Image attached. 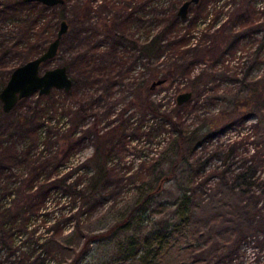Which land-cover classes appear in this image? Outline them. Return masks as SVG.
I'll return each mask as SVG.
<instances>
[{
    "label": "trees",
    "instance_id": "1",
    "mask_svg": "<svg viewBox=\"0 0 264 264\" xmlns=\"http://www.w3.org/2000/svg\"><path fill=\"white\" fill-rule=\"evenodd\" d=\"M187 1L64 0L59 6L47 7L24 0H0V63L12 60L17 64L5 72L0 92L11 72L43 54L62 21H67L69 32L59 53L61 49L70 53L64 56L63 66L73 80V89L58 93L73 100L76 107L64 111L53 93L38 97L29 118H10L0 107V264H44V249L49 243L60 244L68 228L83 234L89 246L129 233L134 224L141 227L144 222L148 226L143 230L150 229V235L160 242L156 248L150 243L142 258L146 264H165L170 249L166 243L191 225L196 176L215 157L226 165L229 157L242 155L241 149L258 134L261 123L249 126L246 120L264 105V80L253 77V70L264 58V0H200L183 20L179 10ZM45 11L50 15L46 17ZM237 56L246 59L241 68H236ZM209 62L222 65L233 79V90L226 94L230 98L222 100L229 108L218 114L210 113L204 103L206 99L219 101L220 92L212 89L210 94L202 88L208 85L207 73L192 74L196 63ZM137 68L142 69L139 76L134 75ZM236 69L241 70L237 96ZM178 78L189 80L186 90L192 99L163 110V105L150 99L156 89L152 84L164 81L165 85ZM100 84L147 91L136 99V105L161 117L170 131L166 148L157 159L144 164L137 180L149 184L143 191V203L165 192L170 198L164 199V213L158 212V218L139 219L141 213L131 210L107 231L85 233L83 224L91 219L95 199L108 185L112 138L121 127L106 132L99 128L98 99L93 90ZM127 112L125 109L123 115ZM58 115L72 120L63 133L58 128L60 119H54ZM90 118L93 123L88 126ZM131 118L127 115L122 123ZM89 143L94 146L93 154L74 166L77 150ZM245 153L251 156L231 183L246 202H253L247 222L255 235L242 232L236 238L231 255L236 261L248 241L264 235V174L257 173L264 164L263 151L247 148ZM218 175L229 183L226 172ZM166 183L172 189L165 188ZM67 204L69 209L64 211ZM143 230L127 238L135 256L142 252V246H135L141 245ZM192 247L187 244L179 251L188 253Z\"/></svg>",
    "mask_w": 264,
    "mask_h": 264
},
{
    "label": "rangeland",
    "instance_id": "2",
    "mask_svg": "<svg viewBox=\"0 0 264 264\" xmlns=\"http://www.w3.org/2000/svg\"><path fill=\"white\" fill-rule=\"evenodd\" d=\"M50 13V11H45L43 14L47 17ZM50 19H53V17H50ZM65 52L61 49L55 59L42 66V72L63 66L64 56L70 54ZM244 62H246L245 58L237 56L236 68H241ZM15 65L17 64L12 60L5 64L0 63V82L7 75L5 72L11 70ZM3 66L5 67L3 68ZM226 66L230 67V65ZM139 71L142 72V69L137 68L134 75L139 76ZM192 71L193 77H197L202 72L207 73L208 77L205 78V82L208 85L202 88L209 89L208 93L211 94L212 89L220 92L218 93L220 100L217 101L215 98L209 101L206 99L205 108L214 114H218L221 109L229 108L222 100L224 97L230 98L226 94L233 90L232 74H228L226 68L224 69L222 65L215 66L212 65V62L207 64L196 63ZM236 73L237 96L241 70L236 69ZM253 77L261 81L264 80V58L263 63L253 70ZM188 83V79L178 78L175 82L158 86L154 90L155 92L150 95V99L156 104L163 105V110L170 111L175 106L178 96L187 92ZM58 91L53 90L52 93L63 110H69L71 107L75 109V102L66 99ZM93 92L98 99L96 113L98 112L101 120L99 128L102 132L111 130L114 127H121L119 134L115 133L112 138V153L109 158L111 173L107 182L108 185L95 199L93 215H91L89 221H85L82 231L85 233L105 232L117 221L125 218L131 210L141 213L138 216L139 219L158 218V212L164 213L161 207L165 202L164 199L170 198V195L165 192L156 196L153 201L143 203V194L149 188V184H144V182H147L145 180H137V177H139L137 173H142V169L146 167L144 164L157 159L166 148L169 127L165 125L161 117L143 111L141 105H136L138 102L136 99L143 98L147 94L146 90L141 91L137 87L130 90L121 86L112 88L109 84H100L94 88ZM38 97V94H34L21 100L9 113V117L15 118L26 115L25 117L29 118L31 108ZM131 102H134V104H131ZM0 107L2 109V104ZM125 109L128 112L123 115ZM127 115H132L131 120L122 123ZM54 119H60L58 128L61 129V133L64 132V128L71 126L72 120L66 115H58ZM255 122L261 123L260 129H258L259 132L249 140L248 147L245 145L244 148L246 149H241L242 155H238L237 158L236 155L229 157L230 159L226 165L223 164L224 160L221 161L218 157H215L207 166V169L196 176L197 196L192 207L191 225L186 232L166 243L170 249L169 258L167 257L165 264H264V235H261L258 240L253 238L250 242L248 241L244 246V254L237 261L236 257L234 260L231 257L236 250V238L242 232L253 233L252 237L255 235L254 228L247 222V216L252 212L253 202H246L243 194L237 192L235 185L231 183L232 176L243 171L246 157L250 158L251 156V154L245 153L247 148L250 150L258 147L260 152L263 151V155H260L264 157V105L257 109L255 113L249 115L246 125L251 126ZM92 123L93 119L90 118L87 124L91 126ZM93 152L94 146L91 143L78 149L74 166L84 163L87 158L91 157ZM261 166L258 168V174H264V164ZM228 168H230L229 171ZM224 172H226V178L229 182L227 184L222 182L223 179H220L218 175ZM171 186L166 183L165 188L172 189ZM246 204L249 205L248 209L244 207ZM68 209L69 205H64V211ZM146 226H148V222H144L141 227L136 223L131 227L132 230L129 233L121 232L113 239L89 246L85 245L83 234L68 228L60 238V244L49 243L44 249V254L47 256V261L44 264H146L142 258L145 248L150 243L156 248L157 243L160 242L150 235V229L143 230ZM139 230H143L141 233L144 232L145 237L141 245L137 244L135 246V248L142 246L140 255L135 256L131 251L134 247L127 243V238H129L130 233H136ZM145 234H148L149 237ZM187 244L193 246L189 252H180L179 249Z\"/></svg>",
    "mask_w": 264,
    "mask_h": 264
},
{
    "label": "water",
    "instance_id": "3",
    "mask_svg": "<svg viewBox=\"0 0 264 264\" xmlns=\"http://www.w3.org/2000/svg\"><path fill=\"white\" fill-rule=\"evenodd\" d=\"M26 3H39L47 7H55L64 3V0H24ZM200 0H189L179 10L181 19L189 16L190 7L197 5ZM69 32V24L62 21L56 38L49 44L47 50L39 57L16 67L9 77L6 85L0 92V102L5 114H9L23 99L34 94L49 96L53 90L69 93L73 89V80L65 66L48 69L42 72V66L58 56L63 38ZM164 84L158 81L152 84V89ZM191 92H185L178 96L177 104L183 105L192 99Z\"/></svg>",
    "mask_w": 264,
    "mask_h": 264
}]
</instances>
